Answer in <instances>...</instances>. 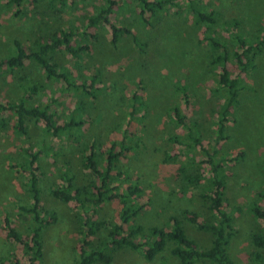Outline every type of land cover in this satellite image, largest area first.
Instances as JSON below:
<instances>
[{
	"label": "rangeland",
	"instance_id": "374dc122",
	"mask_svg": "<svg viewBox=\"0 0 264 264\" xmlns=\"http://www.w3.org/2000/svg\"><path fill=\"white\" fill-rule=\"evenodd\" d=\"M102 1L80 0L71 7L61 8L47 0H25L14 8L6 6V0H0V58L12 52L14 39L32 46L35 40H44L49 31L56 29L92 30L85 28L82 17L94 11ZM115 1L111 16L117 25L131 31L134 41L129 35L120 37L115 46L95 41L89 53L76 62L71 61L63 49L52 53L54 60L64 66L77 83L90 84L89 90L97 98L89 100L79 89L66 90L61 82L45 80L42 72L32 65L21 72L25 75L23 86L35 80L43 87L25 103H43L52 98L58 122L68 116L75 118L78 113L89 119L82 127L81 137L64 136L56 142L44 132L41 122L27 121L26 135L17 136L10 129L12 115L4 113L7 126L0 128V264H7L8 258L17 264H26L23 247L6 236L3 226L4 217H8L13 228L25 236L32 223L30 214L20 212L16 206L31 203L27 172L20 166L10 167L24 160L23 146L33 150L44 147L48 152L37 162L42 171L38 186L42 207L56 215V220L40 235L41 255L34 264L78 263L79 209L73 201L63 203L54 199L47 189L61 183L67 164L75 184H86L90 176L80 165V146L95 140L99 163H103L101 152L111 141L121 138L133 92L142 98V106L131 122L132 129L136 130H129L134 132L127 140L130 150L113 171L121 173L116 183L124 179L119 183V190L133 182L142 188L139 201L144 204L143 212L132 223L139 224L145 231L149 226H169L168 217L176 215L185 234L199 248L209 247L210 235L197 230L185 216L181 217L184 211L194 213L198 220H214L206 208L208 199L203 197L204 179L208 176L205 164L200 162L203 152L197 145L187 146L191 141L185 131L169 117L172 106L176 105L198 122L202 144L213 145L215 116L226 93L216 83L220 64L211 62L218 51L211 50L205 35H213L228 45L227 71L237 78L240 88L226 126L228 138L215 144L217 156L239 154L224 164L223 171V205L231 216L233 229L226 252L234 264H264V258L251 255L256 249L249 236L252 231L262 230V222L252 215L250 206L253 202L262 203L257 192L264 186V41L251 57L248 71L240 70L231 55L238 51L237 36L253 44L264 30V0H173L174 4L159 11L146 25L137 14L139 7L135 0ZM190 1L204 11H213L216 22L210 27L194 24ZM108 30L106 26H99L95 32L104 39ZM73 41L85 42L80 35ZM182 88L187 93L188 103L181 97ZM21 93L22 87L14 75L0 72V99L16 100ZM75 101L82 109L78 110ZM171 136L178 137L183 144L169 140ZM196 174L202 175L203 182L190 180ZM122 208L121 202L109 200L96 209L92 221L116 222ZM106 238L107 229L102 227L88 239L97 244ZM138 239L141 241L140 237ZM171 245L167 242L151 260L128 248L115 249L109 264H180L169 251ZM192 264L214 263L199 259Z\"/></svg>",
	"mask_w": 264,
	"mask_h": 264
},
{
	"label": "trees",
	"instance_id": "16d2710c",
	"mask_svg": "<svg viewBox=\"0 0 264 264\" xmlns=\"http://www.w3.org/2000/svg\"><path fill=\"white\" fill-rule=\"evenodd\" d=\"M25 0H6V6L18 8ZM34 1V0H33ZM36 1V0H35ZM50 3L55 2L59 7H71L80 0H47ZM139 9L137 14L143 25L149 24V20L155 14H158L163 8L174 4L173 0H135ZM189 9L192 13L194 24L210 27L214 24L215 14L213 11H204L190 1ZM116 5L115 0H103L101 4L91 12L83 15L82 20L86 22L85 28L92 30L77 31L75 28L65 27L49 31L44 40H35L32 46H25L19 40H12L13 50L11 53L0 58V72H8L14 75L15 81L22 87V93L16 100L0 99V128L7 126L4 113L12 115L13 123L10 127L17 136H24L27 133V121L33 123L41 122L42 128L53 140L58 142L64 136L81 137L82 127L87 123L88 119L83 114L78 113L74 118L68 116L67 119L60 122L53 108L54 100L49 98L43 103L27 104L25 100L33 99L43 88L35 80L27 82L24 86L22 80V70L27 66H34L35 69L42 72L45 80L58 81L63 83L66 90H80L82 94H87L89 100L97 98L92 91L89 90L90 84L86 81L77 83L76 79L71 76L70 72L59 65L53 58V52L63 49L69 59L76 62L78 59L84 58L90 51L93 42L105 43L109 42L115 46L120 37L131 35V31L127 27L117 25L111 16L112 8ZM147 14V15H146ZM99 26L107 27L109 30L103 39V36L95 32ZM78 35L81 36L82 44L73 39ZM204 39L208 40L212 51H218L211 59V62L220 64V71L217 73V86L225 90V98L220 105L215 116V128L212 137L213 145L205 147L200 140V132H198L199 124L196 120L189 118L181 111L179 107L173 105L171 108L173 123L180 126L185 131L187 139L191 144L187 146H198L203 152L200 162L204 163L208 176L205 177L203 184L204 198L208 199L206 208L212 214L213 221H202L196 218L194 213H181V217L185 216L197 230L208 233L211 237L210 245L201 249L196 242L188 237L183 229L180 217L171 215L168 217L170 225L167 227L149 226L145 231L139 224H133L135 217L143 212L144 204L139 201L142 196V188L138 183H128L122 190H119V183H116L121 176L119 171L114 172L118 161L126 156L130 150L127 140L134 132L131 122L137 116V110L142 106V98L133 92L130 95V104L128 107V116L125 121V127L120 140L111 141L108 147L101 152L103 163H99L98 153L96 152V141L91 140L89 143L80 146L79 151L81 157L79 159L81 167L86 170L90 176L86 184L77 185L74 182V175L70 172L68 164L63 171V177L59 185H50L47 189L48 194L63 203L73 201L79 209V229L77 230L80 238L77 242V253L79 261L77 264H91L93 262H101L109 264L111 262L112 251L115 249L128 248L140 254L146 260H151L157 253L161 252L167 242L172 245L169 251L178 258L180 264H192L195 260H209L214 264H234L226 252L228 240L232 234L231 216L225 210L224 201V164L236 159L239 154L229 156H217L218 149L215 144L220 140L227 139L226 126L231 120V109L235 106L238 98L239 86L236 77H231L227 71L226 62L229 58L230 49L225 42H221L213 35H205ZM264 41V30L260 31V35L253 44L237 36V50L231 53L236 65L240 70L248 71V65L254 53L259 51ZM135 45L137 42L135 41ZM136 86H138L136 84ZM181 97L188 103V96L184 88L180 90ZM75 103H78L75 101ZM78 110L82 109V105L78 103ZM78 137V138H79ZM174 143L183 144L176 136L168 137ZM79 142V141H77ZM25 158L19 164H11L10 167H22L27 172V186L30 194L31 203L29 205L17 204L20 212L30 214L31 225L25 236L15 230L11 225L8 217H4L3 226L6 236L20 244L26 255V264H34L41 255V239L43 229L56 220L55 212L44 209L40 199V189L38 186L39 176L42 171L37 162L42 154L48 152L44 147L33 150L29 146L21 147ZM202 175H192L190 180L199 183L203 182ZM258 199L261 204L254 203L250 206L252 215L262 222L261 231H252L250 241L256 250L252 251L254 258H264V186L257 192ZM115 199L123 205L118 221L113 223H101L92 221L96 209L101 207L109 200ZM81 210V213H80ZM107 229V238L103 242L94 244L90 236L94 235L100 228ZM138 237L141 238L138 239ZM94 244V245H93ZM7 264H17L12 259L7 260Z\"/></svg>",
	"mask_w": 264,
	"mask_h": 264
}]
</instances>
